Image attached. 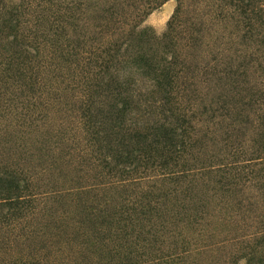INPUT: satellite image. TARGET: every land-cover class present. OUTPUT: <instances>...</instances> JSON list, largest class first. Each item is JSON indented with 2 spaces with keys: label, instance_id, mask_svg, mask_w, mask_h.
Masks as SVG:
<instances>
[{
  "label": "rangeland",
  "instance_id": "rangeland-1",
  "mask_svg": "<svg viewBox=\"0 0 264 264\" xmlns=\"http://www.w3.org/2000/svg\"><path fill=\"white\" fill-rule=\"evenodd\" d=\"M230 2L0 0L38 48L32 93L0 94V171L18 172L31 196L17 210L0 208V264L264 259V167L234 175L227 166L237 150L241 159L264 157L255 153L264 122L263 29L247 32ZM143 30L155 42L141 39ZM6 47L0 39V57ZM142 52L174 61L167 95L133 67ZM110 77L130 104L121 135L108 137V156L88 122L106 119L116 89ZM172 114L184 119L188 137L175 175L164 174L158 158L109 175L115 144Z\"/></svg>",
  "mask_w": 264,
  "mask_h": 264
},
{
  "label": "trees",
  "instance_id": "trees-1",
  "mask_svg": "<svg viewBox=\"0 0 264 264\" xmlns=\"http://www.w3.org/2000/svg\"><path fill=\"white\" fill-rule=\"evenodd\" d=\"M230 5H234L239 11V15L244 19V24L248 27L249 33L255 27L263 29L262 34L260 35L259 41L260 46L264 51V0H231ZM16 10L15 8H13ZM10 11L5 12L4 9H0V39L5 40L7 54L6 56L0 57V94H31L33 89L38 85V80L36 76L33 75L32 65L35 63L36 53H38V48L35 45L30 44L28 37H22L19 34V23L17 17ZM149 32L143 30L138 36L141 39H148L155 42V39L149 37ZM142 41L138 40L137 44H141ZM35 53V54H33ZM110 56L104 53V56H99L98 60L101 61L103 65V72L107 69L108 60ZM165 61V60H163ZM133 67L135 69H140L144 72L147 77L151 76L154 81H156L157 88L160 89L164 94L171 90V71L173 70L174 61L164 62L155 61L153 57L146 56V52L138 53L134 55L132 61ZM162 67V68H160ZM264 71V58H263V67ZM112 77H110L111 79ZM115 84L116 89L111 92L109 99L112 97L110 105L107 107L106 119H98L97 117H91L88 124L92 129H95L93 132L94 135H97L98 139L96 142H100L101 138H104V143L106 147V154L111 153L113 147L108 137L111 135L117 136L121 135L123 128L121 123H123V118L126 112L128 111L130 104V94H114L119 93L118 88V78H112ZM111 79V80H112ZM167 95V94H166ZM165 99V97L163 98ZM173 116V114H172ZM86 118V115L84 116ZM176 116L172 117V119ZM109 122H112L111 124ZM109 123V124H108ZM186 122L184 119H174L164 124L156 125L150 130V132H136L134 135H125V139L122 138V141L119 144H115L114 147H117L119 151L115 152L117 159L113 160V167L109 170V175L119 166H133L134 168L139 167L140 165L145 166L146 162L151 161L152 159L158 158L161 161L160 167L169 168L166 175H175L178 171L176 169V161L179 158L180 154L183 152V148L186 146L188 137L186 136L187 130L184 127ZM106 126L103 130H100ZM260 145L256 149L255 153H260L263 155L264 151V122L260 123ZM96 128H99L96 130ZM126 131V129H125ZM133 142L135 144H141L140 147H137V150H132ZM149 142V145H146ZM135 149V148H134ZM158 149L161 153L157 154ZM165 152V155L162 156V152ZM245 155L244 152L237 150L235 153H230L232 161L227 164L230 167V170L234 171V175L238 174V170L241 172L248 169L250 166H262L264 167V157L257 156L252 157L250 154H246V157L240 155ZM107 157V156H104ZM241 159V160H240ZM106 163V162H105ZM111 165L110 163H106ZM104 166V164H101ZM123 169L122 171H124ZM135 169L124 171V175H129ZM247 170V171H248ZM120 175V173H119ZM179 175V174H178ZM27 184L21 177L18 172H12L3 170L0 171V208H3L7 211L17 210L22 208L27 204L30 199V195L26 194ZM259 244L264 243V229L259 235ZM258 259L254 261V264H264V259ZM246 264H251L250 259L246 261Z\"/></svg>",
  "mask_w": 264,
  "mask_h": 264
}]
</instances>
